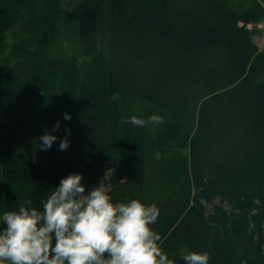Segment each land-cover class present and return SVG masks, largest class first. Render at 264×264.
I'll use <instances>...</instances> for the list:
<instances>
[{"label": "trees", "instance_id": "16d2710c", "mask_svg": "<svg viewBox=\"0 0 264 264\" xmlns=\"http://www.w3.org/2000/svg\"><path fill=\"white\" fill-rule=\"evenodd\" d=\"M62 1L0 0V211L26 196L41 207L80 171L86 192L105 182L114 201L156 203L153 227L177 264L190 250L264 264V52L246 26L262 2L76 0L68 17ZM131 100L145 104L138 116L164 117L156 170L148 124L125 122ZM65 111L69 147L39 149L57 120L64 137Z\"/></svg>", "mask_w": 264, "mask_h": 264}, {"label": "clouds", "instance_id": "9594fccd", "mask_svg": "<svg viewBox=\"0 0 264 264\" xmlns=\"http://www.w3.org/2000/svg\"><path fill=\"white\" fill-rule=\"evenodd\" d=\"M65 120L71 113H63ZM157 112L131 115L125 122L137 127L160 124ZM57 120L51 131L38 136L39 149L47 150L59 139L66 150L71 128L57 135ZM83 173L72 171L52 186L41 207L26 196L18 208L0 211V264H177L161 246V233L153 225L161 209L141 198L114 201L102 183L88 188ZM184 264H209L207 251L182 254Z\"/></svg>", "mask_w": 264, "mask_h": 264}, {"label": "rangeland", "instance_id": "374dc122", "mask_svg": "<svg viewBox=\"0 0 264 264\" xmlns=\"http://www.w3.org/2000/svg\"><path fill=\"white\" fill-rule=\"evenodd\" d=\"M75 1L76 0H63L62 1L61 8H62V13L64 15H67L69 17V15L71 13H73V7H74V2ZM232 1L236 2L238 0H232ZM263 1L264 0H260V2H263ZM67 8H68V11H66ZM70 17H72V16H70ZM69 19H71V18H68L67 20H69ZM73 24L74 23H72V21L70 20L69 24H68L69 31L67 33L70 34V31L74 27ZM13 39L14 38L12 37L11 40L13 41ZM68 39H69L68 36H63L62 41H63L64 47L68 50L69 54L72 57V55L74 53V47L75 46L73 45V43L71 41L68 42ZM257 42H258V40H257ZM91 59L92 58H88L87 60H91ZM83 60H84L83 57H81L79 59V61H83ZM12 66L13 65H10V68H12ZM144 106H145V104L140 102L139 100H134V102L133 101H128V103L126 105L122 106L123 107L122 110L124 112L123 114H125L126 116H129V117L131 115H137L138 113H140L143 110ZM139 110H140V112H139ZM69 122H70L69 120H66L65 123H67V125H65V126H68ZM106 122L107 121H103L102 125H105ZM158 127H159V124H155L154 125L152 123H148V127H147L148 128V134H149V143H148V146H149V158L151 160V169H153V170H156L157 167H158L156 160L164 157L163 154L157 149V147L155 145H153V143L151 142L152 141V136L155 134V132L157 131ZM29 136H30V132L26 131V138L28 139ZM182 152L185 153V150H183ZM109 163H111V161H109ZM109 163L106 166V170L110 174L111 173V167L109 166ZM103 184L107 188H109L108 184H105V183H103Z\"/></svg>", "mask_w": 264, "mask_h": 264}, {"label": "built area", "instance_id": "2783aa9c", "mask_svg": "<svg viewBox=\"0 0 264 264\" xmlns=\"http://www.w3.org/2000/svg\"><path fill=\"white\" fill-rule=\"evenodd\" d=\"M264 7V1L262 2ZM243 22H240V25H243ZM250 29H256V38L258 40V46L260 47V50L264 52V16L263 18L258 22H250L246 25Z\"/></svg>", "mask_w": 264, "mask_h": 264}, {"label": "bare ground", "instance_id": "6f19581e", "mask_svg": "<svg viewBox=\"0 0 264 264\" xmlns=\"http://www.w3.org/2000/svg\"><path fill=\"white\" fill-rule=\"evenodd\" d=\"M109 5V4H108ZM64 29V28H63ZM63 33V32H62ZM65 34V33H64ZM41 36V35H40ZM43 36V35H42ZM42 38V37H41ZM102 38V37H101ZM66 39V38H65ZM41 40V39H40ZM45 40V38H43V41ZM61 40V39H60ZM42 42V41H41ZM104 42V41H103ZM100 43H101V41H100ZM100 46H103L104 47V45H100ZM106 46V45H105ZM106 48V47H105ZM107 49H108V47H107ZM103 50V49H102ZM106 50V49H105ZM78 51V50H77ZM97 56V55H96ZM76 57H77V55H76ZM89 57V56H88ZM94 57V56H93ZM96 59V58H95ZM92 61H93V59H92ZM80 64V63H79ZM80 72H82L81 71V69H80ZM33 90H34V88H33ZM133 98V97H132ZM140 99V98H139ZM132 101V100H131ZM134 102V101H133ZM51 104V103H50ZM133 105V104H132ZM140 107V106H139ZM139 112H140V110H139ZM51 114V113H50ZM139 114V113H138ZM138 114H137V116H138ZM142 114V113H141ZM43 115V114H42ZM34 141V140H33ZM36 154H37V152H36ZM22 159H23V157H22ZM25 159V158H24ZM27 161V160H26ZM36 164V163H35ZM27 167V166H26ZM32 167V166H31ZM32 172V171H31ZM105 177V176H104ZM105 183V182H104ZM24 200V199H23Z\"/></svg>", "mask_w": 264, "mask_h": 264}, {"label": "water", "instance_id": "95a60500", "mask_svg": "<svg viewBox=\"0 0 264 264\" xmlns=\"http://www.w3.org/2000/svg\"><path fill=\"white\" fill-rule=\"evenodd\" d=\"M66 10L68 11V8Z\"/></svg>", "mask_w": 264, "mask_h": 264}]
</instances>
